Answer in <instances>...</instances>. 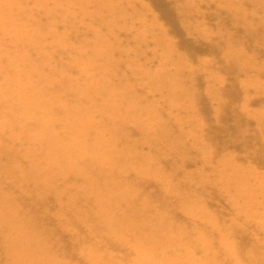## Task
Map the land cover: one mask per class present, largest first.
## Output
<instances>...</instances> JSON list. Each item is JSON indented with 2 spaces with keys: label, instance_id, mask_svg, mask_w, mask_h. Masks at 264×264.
I'll return each instance as SVG.
<instances>
[{
  "label": "bare ground",
  "instance_id": "obj_1",
  "mask_svg": "<svg viewBox=\"0 0 264 264\" xmlns=\"http://www.w3.org/2000/svg\"><path fill=\"white\" fill-rule=\"evenodd\" d=\"M0 4V264H264V0Z\"/></svg>",
  "mask_w": 264,
  "mask_h": 264
},
{
  "label": "rangeland",
  "instance_id": "obj_2",
  "mask_svg": "<svg viewBox=\"0 0 264 264\" xmlns=\"http://www.w3.org/2000/svg\"><path fill=\"white\" fill-rule=\"evenodd\" d=\"M0 5H3V4H0ZM29 7H33V6H30V5L28 6V5H26L27 10L30 9ZM211 22L214 23L215 20L212 19ZM26 29H27V30H29V29L32 30V29H33V31H38V29H40V28H39V27H36V26H32V27H29V28H26ZM23 30H24V28H23ZM23 30H22V31H23ZM188 37H189V38H195L194 36H191V35H189ZM19 101H22V100H19ZM184 122H185V120H184Z\"/></svg>",
  "mask_w": 264,
  "mask_h": 264
}]
</instances>
